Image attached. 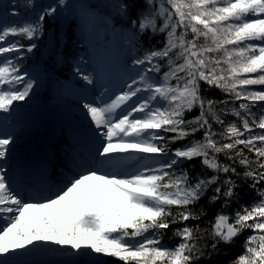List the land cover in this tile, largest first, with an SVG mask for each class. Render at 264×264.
<instances>
[{
  "label": "snow or ice",
  "instance_id": "snow-or-ice-1",
  "mask_svg": "<svg viewBox=\"0 0 264 264\" xmlns=\"http://www.w3.org/2000/svg\"><path fill=\"white\" fill-rule=\"evenodd\" d=\"M95 7L111 14L82 7L79 15L86 27L103 23L111 31L110 71L120 91L77 66L85 86L102 91L84 100V122L62 157L14 163L15 139L0 132V264H15L9 253L22 255L30 245L75 250L74 264H101L93 255L123 264H210L248 230L227 264H264V88L247 87L264 85V0H108ZM23 8L32 20L0 25L2 113L16 112L14 102L28 100L34 87L16 63L21 53H32L44 22L73 5L24 0ZM8 14L22 15L15 5ZM146 36H162L160 46L146 47ZM207 89L227 99L209 98ZM246 193L251 203H241ZM168 231L179 238L172 246L164 243Z\"/></svg>",
  "mask_w": 264,
  "mask_h": 264
},
{
  "label": "rangeland",
  "instance_id": "rangeland-1",
  "mask_svg": "<svg viewBox=\"0 0 264 264\" xmlns=\"http://www.w3.org/2000/svg\"><path fill=\"white\" fill-rule=\"evenodd\" d=\"M86 31L89 32V29ZM103 35L88 36L90 44L86 46V43L85 45L86 48L83 52L85 63L80 68L82 72L91 73L97 79L103 76L104 85L109 87L112 92H119L121 79L117 74L110 71L114 53L105 47L108 44V40L105 41V36ZM44 69L45 67L42 64L37 63L31 65L30 68L20 69L22 74L26 73V79L33 80L32 93H30L28 100L14 102V109L19 106L16 112L11 114L0 112V118L11 117L7 120L0 119V124L17 123L5 130L13 135L15 139L16 149L13 154V162L19 161L28 152L35 149L40 150L50 142L54 143L55 138H53V135L60 131L74 139L80 125L84 122V113L82 111L84 100H93L102 91L99 84L86 87L85 82L78 75L77 77L81 80V88L73 84L60 85L59 82H50ZM256 75L258 74L256 73ZM18 87L22 88L23 86L20 85ZM0 132H3V130ZM55 146L53 144L52 148H55ZM60 147L64 149L67 148V145L61 144ZM29 249H32V251H29ZM35 249L36 245H30L28 248L19 250L23 253L22 255L9 253V256L15 257V264H47L50 262V258L60 259L61 264H65L66 261L73 263V258L76 257L74 255L75 250L59 245H42L44 250L37 251ZM5 258L0 256V259ZM99 258L100 256L98 255L91 257L95 261L99 260Z\"/></svg>",
  "mask_w": 264,
  "mask_h": 264
},
{
  "label": "trees",
  "instance_id": "trees-1",
  "mask_svg": "<svg viewBox=\"0 0 264 264\" xmlns=\"http://www.w3.org/2000/svg\"><path fill=\"white\" fill-rule=\"evenodd\" d=\"M0 24L3 25H13L21 23L25 20H32L34 18V12L26 11L23 8L24 0H0ZM37 6L47 5L53 3L54 0H35ZM69 4L73 5V8L67 12H62L57 18L52 19L51 21L46 20L44 22V34L39 37L35 42L37 47L32 53L22 52L21 55L24 57L23 60H17L16 63L22 68H30L31 65L36 63H41L45 67V72L47 78L50 82L58 81L62 84H73L81 88V80L77 77L75 69L77 66L82 65L85 61L83 58V52L90 44L89 35H101L104 34V40L112 41L113 36L110 30L105 29L103 23H95L92 26L86 27L84 21L79 15L80 9L87 8L89 11L95 10L98 15L104 16L111 14V10L105 7H95L102 3L108 2V0H68ZM15 5V9L22 13L21 16L14 17L8 13L12 11V6ZM93 6V7H89ZM117 28L120 27V24L113 21ZM89 29V32L86 30ZM9 39H19L18 37H9ZM145 46L155 45L160 46L162 41V36H156L149 38L146 36L143 38ZM21 43L28 45L30 42L27 40H21ZM87 43V45H86ZM256 43V42H253ZM86 45V46H85ZM108 50H111L108 47V44L105 45ZM13 55V54H7ZM249 76H256V73L250 74ZM250 89H262L264 85H249L247 86ZM207 95L209 98L221 100L227 99V97L220 92L219 89H207ZM239 101L236 103V106H239ZM231 107V105H229ZM198 114L194 111L191 114H186V118H192V116ZM235 121V117H228ZM255 131H261L260 129H255ZM195 139H202V135L197 133ZM189 139H193L190 137ZM188 140L177 141L176 143L170 144L171 149H176L181 147L183 144H186ZM221 159H223L221 157ZM195 167L191 170V174L195 175L200 171L199 161H194ZM187 168L188 165L185 164ZM242 171V169H238ZM251 195L245 194L242 196L241 203H251ZM202 204L207 206V201H202ZM219 205L211 207L209 209V216L205 219H210L214 214ZM238 207V205L234 206ZM203 226V225H202ZM251 230L245 231L238 238V242L231 246L226 254H220L218 256H213L210 264H227V261L234 258L242 251V242L245 236L250 234ZM178 237H172L171 231L166 232L164 236V243L168 246H172L178 242ZM101 264H123L114 257H104ZM201 264H209L208 261H202Z\"/></svg>",
  "mask_w": 264,
  "mask_h": 264
},
{
  "label": "bare ground",
  "instance_id": "bare-ground-1",
  "mask_svg": "<svg viewBox=\"0 0 264 264\" xmlns=\"http://www.w3.org/2000/svg\"><path fill=\"white\" fill-rule=\"evenodd\" d=\"M10 125H5V129H9L10 128V126H12V125H14V124H17L16 122H10L9 123ZM3 125H0V130H2L3 129Z\"/></svg>",
  "mask_w": 264,
  "mask_h": 264
}]
</instances>
